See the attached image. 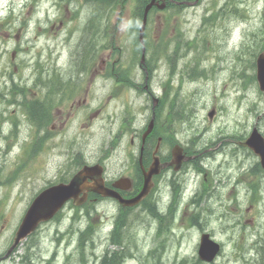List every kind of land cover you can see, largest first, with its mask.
<instances>
[{
    "label": "rangeland",
    "instance_id": "rangeland-1",
    "mask_svg": "<svg viewBox=\"0 0 264 264\" xmlns=\"http://www.w3.org/2000/svg\"><path fill=\"white\" fill-rule=\"evenodd\" d=\"M114 5L117 10L111 22L104 25L105 12ZM191 6L189 9L152 13L151 38L146 43L154 72L151 88L155 97L159 98L165 96L163 90L169 92V86L177 85L175 96L170 92L168 94V100L176 98L170 105L174 117L176 112L186 116V119L191 117L188 107L179 99L190 100L194 104L195 117L191 127L180 126L171 115L163 125L168 130L177 129L185 134L193 151L205 152L199 157V161L205 160L202 163L205 173L190 170L188 176L169 179L172 186H177L174 199L179 195L181 184L183 187L188 185L193 192L196 190L194 184L198 185L208 172L212 181L205 197L200 200L195 194L197 206L186 208L185 203L181 204L182 211L178 215H183L184 210L187 212L183 215V222H176L174 230L169 228L172 223L169 224V220L173 221L175 216L171 208L172 217L168 214L157 220H153L148 211L152 204L143 212L135 210L128 218L130 226L126 230L129 237L124 244L135 246L132 252L139 262L128 264H145L146 258L141 256L144 251L149 252V248L155 249L152 255L148 254L152 264L155 259L158 264H173L174 258H178L173 260L176 264H206L198 258L201 232L211 234L224 245L215 264H260L263 247L260 244L251 245H255L258 237L264 243V188L259 191L263 200L255 208L257 223L247 229L244 238H240L241 233L234 226L244 214L247 204L239 199L231 200L241 192L233 190L232 186L240 170L252 168L254 160L247 153L233 152L228 140L234 136L235 130H239L234 124L238 123L240 129H244L246 123L251 126L259 117H264V95L255 80L254 66L258 54L264 52V0H200ZM75 10H80L77 17ZM210 16L213 19L204 22ZM135 20V14L123 5L122 0H114L108 7L101 0H89V3L84 0H0V255L8 249L28 207L43 188L68 180L80 168L82 157L88 163L96 162L95 159L103 154L101 149L106 151L109 142H116L118 136H123L121 121L128 117V109L134 116L129 127L136 133L125 138L121 152L105 157L103 164L110 180L121 177L130 165L131 158L124 149L129 148L132 136L138 143V135L151 118L153 100L143 91L128 87L124 101L117 98L107 102L105 96L111 87L108 81L98 77L91 85L93 99L71 112L67 111L69 116H63L61 112L56 119L47 117L48 124L40 130L28 120L20 103L34 100L42 89L43 79L35 70L41 69L38 68L39 56L48 44L54 48L57 45L59 51L72 54L68 72L76 69L75 53L79 55L80 50L86 48L91 51L92 40L103 33V38H110L97 44L95 49L122 57L131 53L140 54L142 46L138 43V35L135 31L129 32V28L135 29ZM68 39L69 44L65 45ZM113 39L117 41V49ZM80 42H87V46H81ZM139 74H135L133 81L141 82L143 88L144 74L140 77ZM15 85L26 89L25 96L19 92L15 94ZM62 85L63 81L60 82ZM7 97L11 98L10 105L5 101ZM98 108L99 113L94 115ZM213 109L216 110L215 116L209 119L208 114ZM11 117L17 121L16 131L9 120ZM175 119L181 120L179 116ZM257 122L263 123L261 119ZM51 129L55 132H49ZM112 133L116 134L113 139ZM46 135L48 137L43 146L39 147L38 138ZM38 149L35 158H31L28 152ZM194 169L200 170L196 166ZM18 171L19 177L14 182L6 186L2 184ZM165 187L162 198L168 200L172 197L171 190ZM187 194L193 195L190 192ZM178 204V199L170 200L175 209ZM166 207L167 204H159L157 210L163 213ZM88 209L100 215L93 216L96 226L89 225L87 219L74 223L71 219L75 218V213L68 206L61 221L42 227L33 238L34 251L41 262L50 258L49 264H83L85 260L88 264H95L92 254L95 246L97 256L115 249L108 234L118 218L128 216L107 202L91 205ZM105 216H111L110 220ZM192 216L194 219L202 217L193 223V228L188 226ZM247 218L250 219L248 214ZM89 226L98 234L93 239L96 240L94 247L86 246L85 257L80 254L83 247L76 231L86 230L90 234L93 231L87 230ZM159 229L165 230L162 237ZM160 240L165 244L157 248ZM233 240L241 242L243 251L235 248ZM27 243L20 245L17 254L25 251L30 245ZM83 243L86 245L88 241L83 239ZM12 262L5 260L0 264Z\"/></svg>",
    "mask_w": 264,
    "mask_h": 264
},
{
    "label": "flooded vegetation",
    "instance_id": "flooded-vegetation-1",
    "mask_svg": "<svg viewBox=\"0 0 264 264\" xmlns=\"http://www.w3.org/2000/svg\"><path fill=\"white\" fill-rule=\"evenodd\" d=\"M81 46H87V43H85ZM78 54L79 55H76V53H75V64L74 65L77 67V69H75V73L76 74H78V73L85 74L87 71L92 70L93 64H94L93 58H88V55L90 54V48L80 50V52ZM111 57H112V54H110L108 56V59L110 60ZM71 79L75 80V82H77V84L79 83L78 84L79 86L78 85H70V86H65V87L64 86L58 87L52 91V94L49 97L57 98L59 103H65L67 100H73L74 103H77L78 107H81L82 105H85L88 102V99L90 98V96L88 94V89H86L84 91V89H83L84 85L82 84L81 81H79L78 79H74V78H71ZM63 106H64V104L60 105V108L55 107L54 114L55 115H57L59 113L61 114V112H62L61 107H63ZM158 140L163 141V138L162 137L157 138L154 135L149 136L145 145H142L141 142L135 143V144H134V142H131V144L128 146H130L133 150L131 148L124 149V151H126V153L131 158L130 165L126 168V170L121 175V177L114 178L113 180L108 179L107 171L105 168L104 176L106 179V185L109 188H112L113 190H115L116 193H118L122 198H124L126 200H131V199L136 198L140 194L141 190L144 187L145 172H147L150 169L152 164H154V163L157 164V155L158 154L156 155L157 152H156L155 146H156V144H158ZM244 143H245V137L244 136H238L235 134H234L233 138L228 141V144H229V146L232 147L233 152H235V153L236 152L247 153L254 160L252 152L249 150V148H247L243 145ZM134 146H136V149H134ZM142 147H143V149H142ZM121 149L122 148H120L118 150L117 154L119 152H121ZM137 152L139 153L138 159H136V153ZM160 152H161V150H160ZM201 155H203V154L201 153ZM104 157H109V156H106V155L103 156V154H102L101 157L98 158V162H101V161L104 162L106 160V158L104 159ZM199 157H200V155H199ZM159 158H160V162L162 165L169 164L172 160V157L171 158L168 157L169 159L168 158L163 159L161 155ZM190 162H187V163H190ZM187 163H185L182 166V169L185 170V167H187V165H186ZM169 170L174 172V170L170 167V168H167L165 170L163 169L159 175H153L152 176L153 188L151 190L150 195L147 198H145L143 202H145V201L147 202L150 199H154V197H157L160 199L162 197V195H164L163 186H165L166 183L164 185H162L163 182L159 181V180H161V178L164 177L165 174L176 173V172L173 173ZM184 170H182L180 173L184 174L185 173ZM245 170L247 172H252V174L248 175V180L242 179L240 181H236L235 184L232 186V189L233 190H236V189L241 190L239 195L243 194L244 197H242V198H245L246 203H248L251 208H254L257 205V203H259L260 201L262 202V200H263L260 196L259 191H260V189L264 188V172H263L264 170L262 169V166H260V164L258 162L255 163V160H254V164H253L252 168L245 169ZM241 171H244V170H240V172ZM254 172H259L260 176L257 177V174H255ZM182 176H180V177H182ZM180 177H178V178H180ZM173 179H175V178H173ZM165 180L166 179H163V181H165ZM168 188L173 189L172 186H169ZM247 188H249L248 193H246L244 191ZM255 190H257V192H255ZM90 201L94 204H97L100 202H110L122 212V209L118 205V201L115 199L113 201L102 200L98 195L91 194L90 195ZM130 212H132V211H130ZM239 222H241L240 219L238 222H236L235 227L241 226V224H239Z\"/></svg>",
    "mask_w": 264,
    "mask_h": 264
},
{
    "label": "water",
    "instance_id": "water-1",
    "mask_svg": "<svg viewBox=\"0 0 264 264\" xmlns=\"http://www.w3.org/2000/svg\"><path fill=\"white\" fill-rule=\"evenodd\" d=\"M155 1L152 2L154 4ZM151 7V4L148 8ZM257 77L261 89L264 91V54L257 60ZM148 133V132H147ZM261 154L262 163L264 164V150L258 149ZM181 161V159H179ZM158 170H150L146 175V183L141 194L133 200L124 201L116 193L105 188L103 179L101 178L100 167H85L79 171L68 184H59L51 187L41 193L31 204L27 214L20 225L15 240L10 252L14 249L20 241L25 239L30 233L34 232L38 225L42 222L53 218L63 205L73 200L75 205H80L85 200L86 191H93L106 197H116L121 200L123 206H134L141 201L149 192L151 187V177L158 173ZM91 180L89 184L87 181ZM83 197L80 198V195ZM220 247L214 242L210 241L209 235H203L199 256L203 261L211 262L219 253ZM9 252V253H10Z\"/></svg>",
    "mask_w": 264,
    "mask_h": 264
},
{
    "label": "trees",
    "instance_id": "trees-1",
    "mask_svg": "<svg viewBox=\"0 0 264 264\" xmlns=\"http://www.w3.org/2000/svg\"><path fill=\"white\" fill-rule=\"evenodd\" d=\"M101 1H104L105 3L106 2H111L112 0H101ZM180 115V114H179ZM35 120L37 121V118H33L32 116H31V121H33V122H35ZM173 210V214H174V212H175V205H170L169 206V208H168V212H169V214L171 213V209ZM153 214H152V213ZM150 214H152L151 216H155L156 218H157V216H161L162 214H164L165 215V213H162V214H160V213H157L156 214V212H155V207H153L151 210H150ZM161 217H163V216H161ZM158 219V218H157ZM175 221L176 220H174V218H173V223H175ZM116 224H117V222H116ZM172 224V223H171ZM117 235H113L112 237H116L117 238V236H118V238H120V239H122L121 240V242L119 243L120 245L122 244V243H125V241L128 239V237H129V235H128V233L126 232L127 230H126V228L127 227H125L124 228V226H125V223L124 222H118V224H117ZM122 226H123V229H122ZM170 229H171V225H170V227H169ZM122 229V230H121ZM119 231H121V232H119ZM165 232V230L164 229H159V233H161L162 235H163V233ZM86 234V233H85ZM125 236V237H124ZM128 236V237H127ZM124 237V238H123ZM87 238H89V239H87ZM80 239V240H79ZM83 239H85L86 241H88V243L85 245L84 243H83ZM78 240H79V242L81 243V246L83 247V248H81V250H80V254H82L83 256H85V253H84V251L86 250V246L88 245V244H91V246L92 247H94V244H93V240H92V238L91 237H87V236H85L84 235V233H83V231L82 232H80L79 233V238H78ZM90 241V242H89ZM123 241V242H122ZM165 241H161V243L159 244V246L160 247H162L165 243H164ZM159 247V248H160ZM133 248H134V245H133ZM236 248L237 249H239L240 251H243L242 249H243V247L242 246H236ZM30 248H28V250H29ZM132 249V246L130 247V246H126L125 247V254H126V252L127 251H130ZM28 250H27V253H28V255H29V252H28ZM153 250H155V249H153ZM153 250H151L150 251V255H152V253H153ZM167 250H168V247H167ZM262 253H263V257H262V262L260 263V264H264V251H262ZM114 254H116V253H114ZM114 254H112V255H110V254H105V256L104 257H99L98 258V261L96 262V264H122V260L124 259L123 257H119V255H114ZM28 255H25L24 256V258H23V261H22V263L23 264H28L29 262L31 263V260H30V258H28ZM86 257V256H85ZM93 257H95V255H93ZM119 258H122V259H119ZM116 259H119V261H118V263L116 262ZM175 260V259H174ZM25 262V263H24ZM49 262L50 261H47L46 262V264H49ZM29 263V264H30ZM173 264H175V262H172ZM182 263H184V261H182ZM83 264H88V262H87V260H85V261H83ZM154 264H158V262H157V260L155 259V262H154ZM192 264H197V263H192Z\"/></svg>",
    "mask_w": 264,
    "mask_h": 264
},
{
    "label": "bare ground",
    "instance_id": "bare-ground-1",
    "mask_svg": "<svg viewBox=\"0 0 264 264\" xmlns=\"http://www.w3.org/2000/svg\"><path fill=\"white\" fill-rule=\"evenodd\" d=\"M178 112H176V114H175V117H177V116H179V119H186V116H184V115H179V113L177 114ZM203 154V153H202ZM202 163H205V160H201V161H198L197 163H196V168L197 169H200L201 170V166H202V168L204 169V165L202 164ZM195 171H198V170H196L195 169ZM190 175V174H189ZM184 176H188L187 174H184ZM196 176V175H195ZM198 176V175H197ZM196 178V177H195ZM169 179H171V178H169ZM169 179H167L166 180V184H165V188H168L169 186H172V184H171V182L169 181ZM181 186H182V184H181ZM173 187V189H171V188H169L172 192H173V195H174V192H175V190H176V188H177V186H172ZM168 192V191H167ZM167 195V194H166ZM173 195H172V197L171 198H169L171 201L172 200H176V199H178V196L179 195H176L175 196V199H174V197H173ZM163 196V195H162ZM168 197V196H167ZM155 212H156V214L157 213H160V214H162L161 212H159L158 210H157V207L155 208ZM152 213V212H151ZM153 214V213H152ZM151 214V215H152ZM169 214V212L168 213H166L165 215L164 214H162L161 216H167ZM126 215V214H125ZM171 217H172V214L170 213L169 214ZM161 216H157V218H159V217H161ZM152 218H153V220L155 219V220H157V218L155 217V216H152ZM117 222V224H118V222H124L125 223V226H124V228L125 227H127L128 228V226H130V224H129V219H128V217L127 218H124V219H119L118 218V220L116 221ZM172 222V220H169V224ZM195 222V221H194ZM193 222V223H194ZM117 224H115V227L113 228V230L111 231V233H110V235L111 236H113V235H117L118 233H117ZM122 229H123V226H122ZM121 229V230H122ZM131 229V228H130ZM119 232H121V231H119ZM127 232V231H126ZM167 232V231H166ZM129 234V233H128ZM125 237V236H124ZM123 237V238H124ZM128 237V236H127ZM117 238H118V236H117ZM94 241H96V240H94ZM123 242V241H122ZM122 246H125L126 247V245L124 244V243H122L121 244ZM88 246H90V247H92L91 246V244H88ZM130 247L132 246V249H133V245L131 244V245H129ZM128 247V246H127ZM135 247V246H134ZM96 249H97V246H95L94 247V250H95V252H96ZM132 249L130 250V251H127L126 252V254H124V255H122L121 257H123L124 259H127L128 257H130V255H128V253L129 252H131L132 251ZM88 250V247H87V249L84 251V253H86V251ZM87 257V256H86ZM94 259H95V261L97 262L98 261V258L99 257H93ZM69 261V260H68ZM96 262H95V264H96Z\"/></svg>",
    "mask_w": 264,
    "mask_h": 264
}]
</instances>
